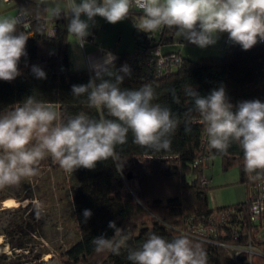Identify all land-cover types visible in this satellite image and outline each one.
I'll list each match as a JSON object with an SVG mask.
<instances>
[{
  "label": "trees",
  "instance_id": "16d2710c",
  "mask_svg": "<svg viewBox=\"0 0 264 264\" xmlns=\"http://www.w3.org/2000/svg\"><path fill=\"white\" fill-rule=\"evenodd\" d=\"M14 6L25 17L19 21L17 31L30 36L27 56L21 58L18 66L21 75L11 82L0 80V112L28 96H35L56 106L65 122L79 113L95 119L111 118L107 110L89 108L86 96L72 95V85L87 84L95 73L93 69L72 68L66 46L67 27L58 21L54 36L48 37L41 28L47 15L39 6L28 0H15ZM173 34L174 29L166 27L153 33L136 31L132 48L116 52L111 68L115 72L127 64L131 76L125 77L121 87L138 89L143 84H151L157 97L153 103L169 107L173 116L179 118L180 123L171 136V148L156 152L141 147L133 142L129 132L127 142L116 146L119 160L109 159L98 163L95 169L79 168L70 172L74 181L71 208L79 239L61 253V264H132L127 259L129 250L138 249L151 234L168 241L188 237L206 253V264H247L248 255L243 248L248 243L264 245V228L249 214V192L264 177L254 180L245 172L243 150L238 144L232 143L226 153L209 147L193 99L185 95V87L189 85L201 95L223 85L233 105L243 100L264 102V42L247 51L238 45L228 47L223 54L196 59L180 55L179 65L157 73L151 66L150 50L171 41ZM33 65L42 68L47 78L37 79L31 71ZM173 90L179 103L174 100ZM186 124L190 131H185ZM212 155L222 157L224 168L238 165L239 182L246 186L244 201L209 205V186L202 183L204 163L199 158L204 156L208 160ZM126 169L140 177L143 194L127 188L132 173H125ZM85 209L92 212L86 223ZM109 221H115L123 229L122 235L127 236L120 255L107 250L97 252L92 243L100 235L114 237ZM136 221L143 227L133 232L128 227ZM12 246L28 251L22 240ZM41 254L33 261L39 260ZM99 256L104 258L98 260ZM8 257L0 251V264L33 262L6 263Z\"/></svg>",
  "mask_w": 264,
  "mask_h": 264
},
{
  "label": "clouds",
  "instance_id": "9594fccd",
  "mask_svg": "<svg viewBox=\"0 0 264 264\" xmlns=\"http://www.w3.org/2000/svg\"><path fill=\"white\" fill-rule=\"evenodd\" d=\"M133 9L141 13L133 20L138 31L174 29L201 49L216 45L224 33L229 43L244 51L264 41V0H64L63 5L54 3L47 11L68 21L67 31L83 48L96 17L117 24L132 17ZM18 23L17 18L0 17V80L7 82L21 75L18 66L27 56L30 35L17 31ZM114 60L106 53L102 62L92 65L95 75L87 84L71 86L74 97L86 96L89 108L107 110L111 118L79 113L65 122L59 111L35 96L0 112V187L36 176L40 161L48 155L67 172L92 170L109 159L117 161L116 146L127 142L129 132L141 147L170 150L179 118L169 107L153 103L157 97L151 84L122 88L131 68L124 64L113 72ZM31 71L37 79L47 78L39 66L33 65ZM173 95L179 103L174 90ZM185 95L193 99L209 147L226 153L232 143L238 144L245 172L254 180L264 177V102L243 100L233 105L223 85L207 95L189 85ZM185 131H190L187 124ZM91 216L90 209L83 211L85 223ZM108 227L114 230V237L100 235L92 243L97 252L120 255L127 236L115 221H109ZM127 259L132 264H206V253L186 236L168 241L151 234L138 249L129 250Z\"/></svg>",
  "mask_w": 264,
  "mask_h": 264
},
{
  "label": "rangeland",
  "instance_id": "374dc122",
  "mask_svg": "<svg viewBox=\"0 0 264 264\" xmlns=\"http://www.w3.org/2000/svg\"><path fill=\"white\" fill-rule=\"evenodd\" d=\"M132 46L130 44L129 48ZM73 48L74 45L71 49ZM71 65L79 68L75 57L72 58ZM53 107L57 110L56 106ZM38 168L36 176L0 187V251L9 256L6 263L33 261L34 257L42 253L39 260L29 264H61V253L79 239L71 208L74 181L70 172L62 169L50 155L40 161ZM129 172L131 169H126L125 173ZM202 172L208 180L211 207L234 204L246 199V186L239 182L237 164L224 168L222 157L212 155L203 165ZM126 186L143 194V184L135 171L127 180ZM7 199L13 201L12 205H5ZM134 223L128 228L133 232L142 229L143 225L139 221ZM20 240L25 243L28 251L12 246ZM261 251L264 254V249ZM103 258L104 256L97 259ZM251 259V264H264V255H253Z\"/></svg>",
  "mask_w": 264,
  "mask_h": 264
},
{
  "label": "crops",
  "instance_id": "0c3cea01",
  "mask_svg": "<svg viewBox=\"0 0 264 264\" xmlns=\"http://www.w3.org/2000/svg\"><path fill=\"white\" fill-rule=\"evenodd\" d=\"M15 0H0V17L17 18L20 15L17 8L14 6ZM44 11L45 15L52 16L47 9L53 6L54 3L63 5L64 0H28ZM141 13L132 11V17L117 23L109 24L103 18H95V26L90 29L91 34L86 38L83 48L79 47L77 38L67 31L66 46L69 58L72 63V58L75 57L77 67L73 69H93L92 65L100 63L105 58L106 53H111L115 56L116 52H122L125 49H130V44L134 43L135 32L138 31L133 26V20H137ZM62 26L67 25L68 21L64 18L56 19L54 24ZM74 45L73 50L71 49ZM101 47V48H98ZM229 45L225 42L224 34H221L216 45L208 46L201 49L198 46L183 40L176 34L174 30L173 39L165 44H162L161 50L164 53L177 52L182 57L196 59L201 56L223 54ZM72 66V65H71Z\"/></svg>",
  "mask_w": 264,
  "mask_h": 264
},
{
  "label": "built area",
  "instance_id": "2783aa9c",
  "mask_svg": "<svg viewBox=\"0 0 264 264\" xmlns=\"http://www.w3.org/2000/svg\"><path fill=\"white\" fill-rule=\"evenodd\" d=\"M132 11H139L138 9H133ZM25 17L20 14L18 16V21H23ZM56 18L53 16H46L44 21L41 24V28L46 33L48 37H53L56 31V24H54ZM162 31V29H160ZM225 42L229 45V47H237L236 44H231L228 42V35L224 33ZM264 42V41H261ZM162 43L157 45L156 47L150 50L151 58H152V68L156 69L157 73H161L162 71L168 72L181 62V56L177 52H168L164 53L161 50ZM200 162L205 164L206 158L201 156L199 158ZM202 183L207 184L208 180L205 178L202 179ZM253 193V194H252ZM250 202H249V214L250 218L253 220L260 221L261 228H264V180L259 181L254 188V191H250ZM262 249H264V245L255 246L254 244L248 243L243 250L248 255L247 264H251V258L253 255H264L262 254ZM261 253V254H260Z\"/></svg>",
  "mask_w": 264,
  "mask_h": 264
},
{
  "label": "bare ground",
  "instance_id": "6f19581e",
  "mask_svg": "<svg viewBox=\"0 0 264 264\" xmlns=\"http://www.w3.org/2000/svg\"><path fill=\"white\" fill-rule=\"evenodd\" d=\"M12 200L11 199H7V200H5V205H7V206H9V205H12Z\"/></svg>",
  "mask_w": 264,
  "mask_h": 264
}]
</instances>
